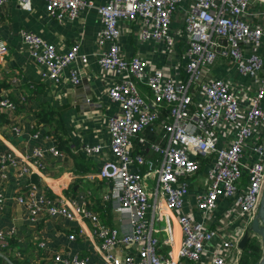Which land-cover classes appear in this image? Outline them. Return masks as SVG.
Returning <instances> with one entry per match:
<instances>
[{"label":"built area","instance_id":"built-area-1","mask_svg":"<svg viewBox=\"0 0 264 264\" xmlns=\"http://www.w3.org/2000/svg\"><path fill=\"white\" fill-rule=\"evenodd\" d=\"M17 1L32 11L31 0ZM44 1L47 14L59 23L95 10L100 41L109 42L97 62L115 77L107 96L119 108L108 118L107 133L116 162H103L99 176L121 179L118 199L132 211L131 230L103 223L81 198L53 199L45 190L37 194L27 179L31 173L43 178L39 147L27 156L7 152L0 161L1 178L8 167L16 168L21 183L14 199L26 209L27 219L59 215L78 221L80 234L87 233L83 223L90 222L101 260L74 257L70 264H242L245 248L239 241L256 218L264 191V0ZM5 5L0 0V18ZM176 12L183 14L181 26L171 31ZM133 26L140 43L154 41L163 49L168 69L153 67L151 51L129 58L122 54L120 37L133 33ZM19 35L41 80L82 83L89 60L78 43L63 50L33 31L21 29ZM6 52L0 40V57ZM229 63L245 81L234 79V70L226 66L231 79L213 76L215 68ZM0 107L10 115L16 111L7 95H0ZM145 131L163 137L150 141ZM135 141L159 153V165L135 152ZM101 147L86 143L80 149L97 155ZM49 151L59 154L55 147ZM226 199L232 205L223 216L219 209ZM4 200L0 182V206ZM13 235V229L0 231V241L4 245ZM37 244L44 247V241Z\"/></svg>","mask_w":264,"mask_h":264},{"label":"crops","instance_id":"crops-1","mask_svg":"<svg viewBox=\"0 0 264 264\" xmlns=\"http://www.w3.org/2000/svg\"><path fill=\"white\" fill-rule=\"evenodd\" d=\"M93 1L99 5L109 0ZM31 4L32 11L28 12L17 0H6L0 18V40L7 45V52L0 57V95H7L16 105L13 115L0 107V161L7 152L27 156L39 147L43 178L31 173L27 179L37 194L45 190L53 199L60 196L81 198L103 223L128 232L132 211L122 208L119 202L121 179L99 176L103 162H116L109 148L107 121L119 108L107 96V88L115 77L110 72H102L97 62L101 51L109 47L108 41L99 38L102 25L95 10L83 13L74 21L59 23L47 14L44 0H31ZM180 10L185 13L183 8ZM182 16L180 12L175 13L171 31L181 26ZM133 28V33H123L120 37L122 54L129 58L151 51L153 67L168 69L170 60L163 49L154 41L140 43L135 36L136 27ZM21 29L33 31L63 50L78 43L79 52L85 53L89 60L88 68L83 67L82 83L65 86L41 80L38 67L21 43ZM178 53L180 62L184 63L187 58L181 47ZM225 66L215 68L213 76L223 79L238 77L245 81L235 70L229 77ZM68 73L67 69L66 80ZM87 97L89 103L85 100ZM162 113L167 116V109ZM12 125L19 127L20 132L10 129ZM145 135L150 141H159L163 137L162 133L151 131H145ZM86 143L101 145V150L97 155L86 154L80 149ZM50 147H55L59 154H52ZM134 149L142 152L154 165H159V153L141 147L136 141ZM32 174L36 175L34 179ZM5 175L2 178L0 175L5 198L0 206V231L13 229L14 235L7 238L4 245L0 241V264H70L68 261L74 257L83 258L88 263L101 260V247L99 241L90 235L89 221L83 223L87 232L84 234L79 232L81 225L78 221L59 215L42 213L37 222L29 221L24 206L14 199L21 183L16 168L8 167ZM231 205V200H223L219 214L224 216L225 209ZM231 218L228 216L226 220ZM236 225L231 227L236 228ZM176 228L179 235V228ZM38 241H44V247L38 246Z\"/></svg>","mask_w":264,"mask_h":264},{"label":"water","instance_id":"water-1","mask_svg":"<svg viewBox=\"0 0 264 264\" xmlns=\"http://www.w3.org/2000/svg\"><path fill=\"white\" fill-rule=\"evenodd\" d=\"M31 177L34 179L36 175L32 174ZM252 239L256 240L261 248L260 258L253 264H264V191L261 196L257 216L252 220L249 228L243 233L239 241V247L244 249Z\"/></svg>","mask_w":264,"mask_h":264},{"label":"trees","instance_id":"trees-1","mask_svg":"<svg viewBox=\"0 0 264 264\" xmlns=\"http://www.w3.org/2000/svg\"><path fill=\"white\" fill-rule=\"evenodd\" d=\"M245 251H246L245 257H244L245 260H246V258H249L247 256V254H252V255L258 254L259 255L258 259L260 258V255H261L260 244L256 240H254V239L250 240V242L245 247ZM257 260H255V261H257ZM251 264H253V263H251Z\"/></svg>","mask_w":264,"mask_h":264},{"label":"rangeland","instance_id":"rangeland-1","mask_svg":"<svg viewBox=\"0 0 264 264\" xmlns=\"http://www.w3.org/2000/svg\"><path fill=\"white\" fill-rule=\"evenodd\" d=\"M226 68H229L230 70H234L235 69V66H234L233 63H229V64L226 65ZM247 256L249 258H246V260L244 258L242 264H251V263H254L255 260H257L258 257H259L258 254H255V255L247 254Z\"/></svg>","mask_w":264,"mask_h":264}]
</instances>
